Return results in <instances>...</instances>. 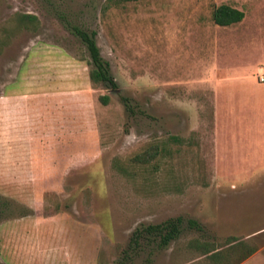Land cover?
Masks as SVG:
<instances>
[{
  "label": "rangeland",
  "instance_id": "374dc122",
  "mask_svg": "<svg viewBox=\"0 0 264 264\" xmlns=\"http://www.w3.org/2000/svg\"><path fill=\"white\" fill-rule=\"evenodd\" d=\"M105 1L0 0V264H206L190 242L228 236L264 264V0ZM149 143L168 153L142 163ZM175 216L201 229L130 239Z\"/></svg>",
  "mask_w": 264,
  "mask_h": 264
},
{
  "label": "trees",
  "instance_id": "16d2710c",
  "mask_svg": "<svg viewBox=\"0 0 264 264\" xmlns=\"http://www.w3.org/2000/svg\"><path fill=\"white\" fill-rule=\"evenodd\" d=\"M134 0H106L104 6L110 4H119ZM243 12L228 4H219L211 11V20L219 26H227L241 20ZM20 22L23 25L36 21L34 15L25 13L20 15ZM83 45L87 58L89 69L87 72L88 80L91 84L100 83L108 89H115L117 83L114 80L108 62L102 58L99 48L95 42V32L77 25L67 27ZM101 104H106L109 100L108 95H98ZM168 149L164 144L149 143L143 150L142 155H137L142 159V163H148L158 156H164ZM185 226L196 231L201 229L200 224L191 218L183 219L181 216L169 217L156 224H147L140 229H135L130 239L136 243L143 233L153 234L157 239L158 247H165L168 242L178 236L181 226ZM192 248L198 252V257L206 260V264H240L255 252L256 247L250 245L242 239H236L228 236L223 244H216L213 241L194 239L190 242Z\"/></svg>",
  "mask_w": 264,
  "mask_h": 264
},
{
  "label": "crops",
  "instance_id": "0c3cea01",
  "mask_svg": "<svg viewBox=\"0 0 264 264\" xmlns=\"http://www.w3.org/2000/svg\"><path fill=\"white\" fill-rule=\"evenodd\" d=\"M253 254H254V253H252L251 255H253ZM248 258H249V257H248ZM248 258H247V259H248ZM247 259H245V260H247ZM245 260H244V261H245ZM244 261H242L241 263H243ZM241 263H240V264H241Z\"/></svg>",
  "mask_w": 264,
  "mask_h": 264
},
{
  "label": "built area",
  "instance_id": "2783aa9c",
  "mask_svg": "<svg viewBox=\"0 0 264 264\" xmlns=\"http://www.w3.org/2000/svg\"><path fill=\"white\" fill-rule=\"evenodd\" d=\"M260 79H262V78H260Z\"/></svg>",
  "mask_w": 264,
  "mask_h": 264
}]
</instances>
